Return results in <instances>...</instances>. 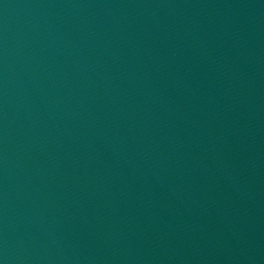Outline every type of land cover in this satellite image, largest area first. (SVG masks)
I'll return each mask as SVG.
<instances>
[{
  "label": "water",
  "instance_id": "1",
  "mask_svg": "<svg viewBox=\"0 0 264 264\" xmlns=\"http://www.w3.org/2000/svg\"><path fill=\"white\" fill-rule=\"evenodd\" d=\"M0 264H264V0H0Z\"/></svg>",
  "mask_w": 264,
  "mask_h": 264
}]
</instances>
